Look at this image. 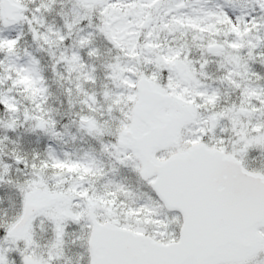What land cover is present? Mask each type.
Masks as SVG:
<instances>
[{
  "label": "snow or ice",
  "instance_id": "snow-or-ice-1",
  "mask_svg": "<svg viewBox=\"0 0 264 264\" xmlns=\"http://www.w3.org/2000/svg\"><path fill=\"white\" fill-rule=\"evenodd\" d=\"M0 264H264V0H0Z\"/></svg>",
  "mask_w": 264,
  "mask_h": 264
}]
</instances>
